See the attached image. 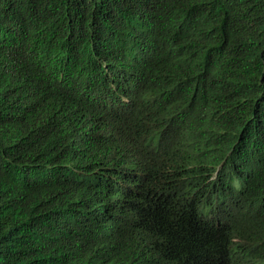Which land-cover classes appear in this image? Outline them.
Masks as SVG:
<instances>
[{
  "label": "trees",
  "instance_id": "1",
  "mask_svg": "<svg viewBox=\"0 0 264 264\" xmlns=\"http://www.w3.org/2000/svg\"><path fill=\"white\" fill-rule=\"evenodd\" d=\"M0 264H264V0H0Z\"/></svg>",
  "mask_w": 264,
  "mask_h": 264
}]
</instances>
